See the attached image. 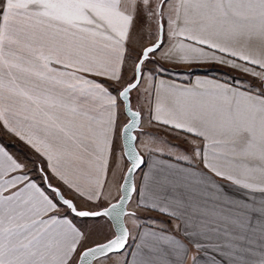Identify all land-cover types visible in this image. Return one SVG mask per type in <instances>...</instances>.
I'll list each match as a JSON object with an SVG mask.
<instances>
[{
    "label": "snow or ice",
    "instance_id": "snow-or-ice-1",
    "mask_svg": "<svg viewBox=\"0 0 264 264\" xmlns=\"http://www.w3.org/2000/svg\"><path fill=\"white\" fill-rule=\"evenodd\" d=\"M161 61L219 63L261 83L146 88L149 122L184 134L191 148L173 155L190 167L157 162L138 186V136L151 151L181 148L145 132L132 106L145 72L166 71ZM0 126L32 150L22 161L0 146V264H120L114 255L140 227L133 193L137 209L172 227L138 231L132 264H188L192 247L213 249L211 264H264V0H0ZM220 180L245 197L230 198ZM89 217L111 236L89 244L78 226Z\"/></svg>",
    "mask_w": 264,
    "mask_h": 264
},
{
    "label": "crops",
    "instance_id": "crops-1",
    "mask_svg": "<svg viewBox=\"0 0 264 264\" xmlns=\"http://www.w3.org/2000/svg\"><path fill=\"white\" fill-rule=\"evenodd\" d=\"M145 44H151L152 39L145 38L144 40ZM158 59V57H157ZM164 69L163 73L155 72L153 73V77L151 80L147 83V86L137 92V95H132V104L133 107L137 110H142V116H143V130L145 132H152L157 133L159 135V138L161 141H168L170 137H173V144L172 145H180V149H174V148H168L165 145H161V147H164L165 150H174L176 153L183 154L186 150H189L191 148V145L186 142V139L184 138V134L181 133L180 137H177L175 135L168 134V129L160 127L154 123L149 122L148 113L150 108V100H151V94L150 91H146L147 89H151L153 87V84L156 85L159 84V80L163 79L165 81H175L177 84H180L182 86H188L191 87L195 84L197 79L200 80H217L220 82H229L235 86H241L244 88H247L250 84H260L261 82L242 71H238L236 69H232L230 67H227L225 65H221L219 63H193V64H175V63H168L161 61L160 62ZM156 68H159L160 65H153ZM259 71V69H256ZM236 76H235V75ZM132 73L129 69V65L127 66V69L124 72V82L127 83L128 80L131 79ZM110 83V82H109ZM119 87V85H117ZM140 87V86H139ZM135 104V105H134ZM127 117L125 115V112L121 113L119 117V125L122 127L127 122ZM187 139H192L191 136L187 137ZM149 140L148 136H138L137 139V147L138 150L142 153L144 156V159L146 161V164L142 167V169L137 173L136 175V183L139 186L141 177L144 173H147L149 171L153 170V166L159 162L162 165H171L174 168H189L190 165L188 162L181 161L174 158V155H168L165 152H156L151 151L150 149L153 148V145H149V148L144 147V143ZM122 144V140L119 142ZM0 146H3L10 154H12L14 157H16L19 160L27 161L29 157L32 155V150L29 148L28 145H26L23 141H21L16 136L10 134L7 132L3 126H0ZM117 155H123L122 153H117ZM195 167L202 168L203 165L200 164L198 161L194 162ZM127 165V161L121 159L120 160V167L116 170V174L111 177V186L110 191L112 193V196L110 198L111 202H115V198L119 195V189L120 185L122 183L121 177L124 174L125 166ZM34 179L37 180L39 183V178L36 176H33ZM219 183L224 185L225 192L230 196L232 199H243L246 195V193L243 190L237 189L233 187L230 183L220 180ZM136 194L133 197V200L129 206V210H136L138 214V221L140 220L139 229L133 228L132 230V237L129 240V243L126 247V251L123 253V256L116 255L114 260H117L120 262V264H123L124 260L127 259L129 261V264H132L133 257L135 255L136 251V244L137 240L134 239L136 237L137 232L140 230H146L149 227L155 228V227H161L165 226V222H168L167 216H160L156 212H148L144 209L136 208ZM81 207L88 208L91 207V205L85 204L84 202H81ZM96 218H78V226L82 228H86L91 232L93 228H95L99 223H102L104 226L105 222H98L95 220ZM137 221V222H138ZM155 223H158L159 226L155 225ZM168 228L172 227V223L168 222L166 224ZM108 231V230H107ZM109 233H111L109 231ZM107 238H101L99 240H89V244L94 242H102ZM215 255L214 250L209 248L208 254L205 255L203 252H197L195 247H192L191 251L189 252V261L188 264H192L191 257L196 258V264H211V259ZM217 264H219V257L216 256Z\"/></svg>",
    "mask_w": 264,
    "mask_h": 264
},
{
    "label": "rangeland",
    "instance_id": "rangeland-1",
    "mask_svg": "<svg viewBox=\"0 0 264 264\" xmlns=\"http://www.w3.org/2000/svg\"><path fill=\"white\" fill-rule=\"evenodd\" d=\"M148 68H152L154 67L153 64H148L147 65ZM129 69L131 70V65L129 64ZM155 73V72H154ZM153 75V73H152ZM235 75V74H234ZM237 75V74H236ZM235 75V76H236ZM153 77V76H152ZM151 80V78L148 76V73L145 72L144 74V78H143V82L141 83L140 87L138 89H136L134 92H133V96L135 98V96L137 95V92H139L140 90H142L143 88H145V86H147V83ZM135 105V104H134ZM168 141H171V144H173V137H170L169 139H167ZM166 154L168 155H172L173 156V153H176V151H174L173 149L172 150H165L164 151ZM96 221L98 222H104L102 219H99V218H96L95 219ZM140 220L137 222L139 223ZM141 223V222H140ZM155 225L159 226L158 223H155ZM129 226L132 227L131 225V222H129ZM160 227V226H159ZM133 230V228H132ZM111 236V233H109V230L107 231V229L102 225V223H99L95 228H93L91 230V237H90V240L91 241H95V240H99L101 238H109ZM125 252V251H124ZM116 255H114L113 259L116 258L115 257Z\"/></svg>",
    "mask_w": 264,
    "mask_h": 264
},
{
    "label": "water",
    "instance_id": "water-1",
    "mask_svg": "<svg viewBox=\"0 0 264 264\" xmlns=\"http://www.w3.org/2000/svg\"><path fill=\"white\" fill-rule=\"evenodd\" d=\"M135 90H136V89H133L132 92H131V94H130V95H131V101H132V94H133V92H134ZM125 103H127V102H125ZM132 106H133V104H132ZM136 110H137V109H136ZM124 112H125V113L127 112V108L124 109ZM125 115H126V114H125ZM126 117H127V119H128V116H127V115H126ZM134 134H135V132H134ZM137 139H138V137H137ZM135 143H136V146H137V140H136ZM137 148H138V147H137ZM139 171H140V170H137L136 173H134V180H135V182H136V175H137V173H138ZM134 195H135V193L132 194V200H133ZM132 200H131V201L129 202V204L127 205L128 210H129V206H130ZM129 211H130V210H129ZM89 218H91V217H89ZM128 243H129V242H128ZM126 247H127V246H126Z\"/></svg>",
    "mask_w": 264,
    "mask_h": 264
},
{
    "label": "trees",
    "instance_id": "trees-1",
    "mask_svg": "<svg viewBox=\"0 0 264 264\" xmlns=\"http://www.w3.org/2000/svg\"><path fill=\"white\" fill-rule=\"evenodd\" d=\"M39 178V177H38Z\"/></svg>",
    "mask_w": 264,
    "mask_h": 264
}]
</instances>
